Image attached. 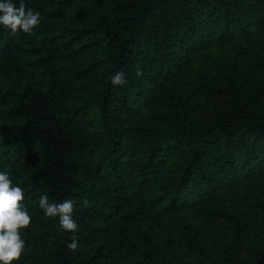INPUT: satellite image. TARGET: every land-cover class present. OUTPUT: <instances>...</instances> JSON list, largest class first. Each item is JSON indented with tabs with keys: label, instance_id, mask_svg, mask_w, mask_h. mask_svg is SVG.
I'll list each match as a JSON object with an SVG mask.
<instances>
[{
	"label": "trees",
	"instance_id": "obj_1",
	"mask_svg": "<svg viewBox=\"0 0 264 264\" xmlns=\"http://www.w3.org/2000/svg\"><path fill=\"white\" fill-rule=\"evenodd\" d=\"M23 3L32 34L0 27L13 264H264V0ZM42 195L73 200L74 237Z\"/></svg>",
	"mask_w": 264,
	"mask_h": 264
},
{
	"label": "clouds",
	"instance_id": "obj_2",
	"mask_svg": "<svg viewBox=\"0 0 264 264\" xmlns=\"http://www.w3.org/2000/svg\"><path fill=\"white\" fill-rule=\"evenodd\" d=\"M40 19V14L27 8L23 0H20L19 7L13 3V0H0V27L8 30L13 36L20 32L31 35L39 26ZM136 75L142 76L143 73L137 70ZM109 80L114 87L124 86L127 83L125 73L122 71L112 74ZM24 199L22 188L13 185L8 173L0 172V264L20 261L25 250L21 231L29 228L32 218L23 203ZM87 204L85 198L82 206L86 207ZM39 208L46 217L59 219L62 235L68 233L75 236L78 225L73 219V200L65 199L55 203L50 201L47 195H42L39 197ZM54 240L55 237H51L49 243ZM66 246L71 251H76L77 240L72 238Z\"/></svg>",
	"mask_w": 264,
	"mask_h": 264
}]
</instances>
